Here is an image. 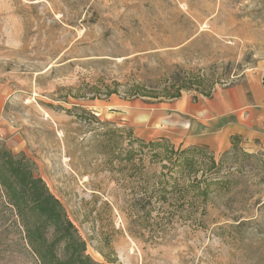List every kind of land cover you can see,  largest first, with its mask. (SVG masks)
<instances>
[{
	"label": "rangeland",
	"instance_id": "rangeland-1",
	"mask_svg": "<svg viewBox=\"0 0 264 264\" xmlns=\"http://www.w3.org/2000/svg\"><path fill=\"white\" fill-rule=\"evenodd\" d=\"M257 66L264 0H0V264H264L261 154L141 142L118 105Z\"/></svg>",
	"mask_w": 264,
	"mask_h": 264
},
{
	"label": "crops",
	"instance_id": "crops-1",
	"mask_svg": "<svg viewBox=\"0 0 264 264\" xmlns=\"http://www.w3.org/2000/svg\"><path fill=\"white\" fill-rule=\"evenodd\" d=\"M8 90L0 83V122ZM118 105L140 108L131 130L141 142L167 141L213 156L241 147L260 153L264 161V67L249 69L207 92L183 91L149 108L138 103ZM5 129L0 124V133Z\"/></svg>",
	"mask_w": 264,
	"mask_h": 264
},
{
	"label": "trees",
	"instance_id": "trees-1",
	"mask_svg": "<svg viewBox=\"0 0 264 264\" xmlns=\"http://www.w3.org/2000/svg\"><path fill=\"white\" fill-rule=\"evenodd\" d=\"M178 95H179V94H178ZM176 96H177V95H176ZM173 97H174V96H173ZM156 142H160V141H155V142H150V143H156ZM189 150H199V151H202L201 149L196 148V147L186 149V151H189Z\"/></svg>",
	"mask_w": 264,
	"mask_h": 264
}]
</instances>
